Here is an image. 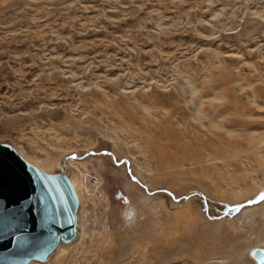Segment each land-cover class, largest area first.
Listing matches in <instances>:
<instances>
[{
    "label": "rangeland",
    "instance_id": "obj_1",
    "mask_svg": "<svg viewBox=\"0 0 264 264\" xmlns=\"http://www.w3.org/2000/svg\"><path fill=\"white\" fill-rule=\"evenodd\" d=\"M0 143L73 160L78 237L44 264H256L264 0H0Z\"/></svg>",
    "mask_w": 264,
    "mask_h": 264
},
{
    "label": "water",
    "instance_id": "obj_2",
    "mask_svg": "<svg viewBox=\"0 0 264 264\" xmlns=\"http://www.w3.org/2000/svg\"><path fill=\"white\" fill-rule=\"evenodd\" d=\"M79 202L68 175L49 173L0 143V264L43 261L77 233ZM250 256L264 264V248Z\"/></svg>",
    "mask_w": 264,
    "mask_h": 264
},
{
    "label": "bare ground",
    "instance_id": "obj_3",
    "mask_svg": "<svg viewBox=\"0 0 264 264\" xmlns=\"http://www.w3.org/2000/svg\"><path fill=\"white\" fill-rule=\"evenodd\" d=\"M193 91V90H192ZM193 93V92H192ZM204 105V104H203ZM198 112L199 113H201L202 114V110L201 109H198ZM203 115V114H202ZM199 119H200V117H198ZM204 118V117H203ZM201 119H202V117H201ZM199 120V122L201 123V121L202 120ZM201 125H203V123H201ZM212 126H215V127H219L217 124H215L214 122L212 123ZM228 131V130H227ZM230 133V132H229ZM19 152V151H18ZM20 153V155L25 159V160H27L28 162H30L29 161V159L28 158H26L25 157V155H23V153L22 152H19ZM75 162V161H74ZM73 164V160H70L69 162H65V163H63V162H61V164H60V167L63 169V171L65 172V168H66V166H68V165H72ZM44 171H46V170H44ZM66 173V172H65ZM67 174V173H66ZM68 175V174H67ZM68 177L70 178V176L68 175ZM70 181H71V183H72V185H73V187H74V189H75V192H76V195H77V197H78V202H79V206H78V209H79V207L81 206V203H82V200H81V196H80V193H79V190H78V186H77V183H76V181L73 179V178H70ZM129 211H131L130 209L129 210H127V213L129 212ZM130 213V212H129ZM77 215H78V210H77ZM77 220H78V218H77ZM78 233H79V224H78V221H77V233H76V236L74 237V239H72L71 241H68V242H65V241H62V242H64V244L65 243H69V242H72V241H74L77 237H78ZM62 242H60L59 243V245L57 246V248L53 251V252H51L50 254L52 255V254H54V253H56L57 252V250L59 249V247H60V245H61V243ZM61 250V249H60ZM49 254V255H50ZM48 255V256H49ZM50 255V256H51ZM48 256H47V258L45 259V260H43V261H40V260H36V259H32V260H30L29 262H28V264H34V263H37V264H41V263H46L47 261H48ZM39 262H41V263H39Z\"/></svg>",
    "mask_w": 264,
    "mask_h": 264
},
{
    "label": "built area",
    "instance_id": "obj_4",
    "mask_svg": "<svg viewBox=\"0 0 264 264\" xmlns=\"http://www.w3.org/2000/svg\"><path fill=\"white\" fill-rule=\"evenodd\" d=\"M87 176H88L89 185L92 188V191L99 193L100 188H101V181L95 175L87 174Z\"/></svg>",
    "mask_w": 264,
    "mask_h": 264
}]
</instances>
